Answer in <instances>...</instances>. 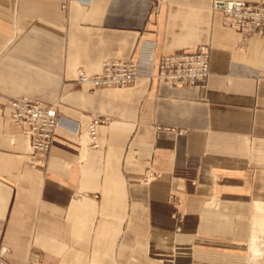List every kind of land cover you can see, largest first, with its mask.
<instances>
[{
  "label": "crops",
  "instance_id": "0c3cea01",
  "mask_svg": "<svg viewBox=\"0 0 264 264\" xmlns=\"http://www.w3.org/2000/svg\"><path fill=\"white\" fill-rule=\"evenodd\" d=\"M212 1L0 0L8 262L44 253L56 264H264V233L251 236L264 223V31L245 40ZM199 45L210 46L203 84L76 81L145 49L158 59ZM19 97L60 117L41 167L9 119L6 103ZM92 119L104 121L96 149Z\"/></svg>",
  "mask_w": 264,
  "mask_h": 264
},
{
  "label": "built area",
  "instance_id": "2783aa9c",
  "mask_svg": "<svg viewBox=\"0 0 264 264\" xmlns=\"http://www.w3.org/2000/svg\"><path fill=\"white\" fill-rule=\"evenodd\" d=\"M211 11L220 15L223 26L239 32L247 40L264 31V3L239 0H213ZM209 45L194 51H180L155 59L148 49L127 61H105L97 74L77 73L78 84L92 88L127 87L140 79H155L168 85L203 84L209 75ZM9 119L21 129L27 140L31 166L45 164L60 117L54 106L19 97L7 101ZM102 119H92L86 128L90 148L98 147L97 126Z\"/></svg>",
  "mask_w": 264,
  "mask_h": 264
},
{
  "label": "rangeland",
  "instance_id": "374dc122",
  "mask_svg": "<svg viewBox=\"0 0 264 264\" xmlns=\"http://www.w3.org/2000/svg\"><path fill=\"white\" fill-rule=\"evenodd\" d=\"M7 253L8 250L5 247L0 246V264H23L22 262L20 263L8 262L6 258ZM25 264H56V262L47 258L44 253H40L35 257V259L27 261ZM247 264H251V261L247 262Z\"/></svg>",
  "mask_w": 264,
  "mask_h": 264
},
{
  "label": "bare ground",
  "instance_id": "6f19581e",
  "mask_svg": "<svg viewBox=\"0 0 264 264\" xmlns=\"http://www.w3.org/2000/svg\"><path fill=\"white\" fill-rule=\"evenodd\" d=\"M257 210L259 209V210H261L262 211V209L260 208V207H258L257 206V208H256ZM264 233V223H263V220H254L253 221V229H252V232H251V236H252V244L255 242V240L256 239H258V237H259V234H263ZM261 244V243H260ZM262 247V246H261ZM253 253H254V260L256 261L257 260V258L259 257V256H261L260 255V253H261V250H259V249H253Z\"/></svg>",
  "mask_w": 264,
  "mask_h": 264
}]
</instances>
